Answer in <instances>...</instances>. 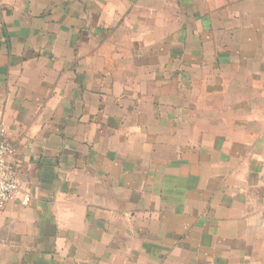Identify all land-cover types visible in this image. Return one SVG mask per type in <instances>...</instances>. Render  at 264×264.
I'll return each mask as SVG.
<instances>
[{"label":"crops","instance_id":"1","mask_svg":"<svg viewBox=\"0 0 264 264\" xmlns=\"http://www.w3.org/2000/svg\"><path fill=\"white\" fill-rule=\"evenodd\" d=\"M0 130V264H264V0H0Z\"/></svg>","mask_w":264,"mask_h":264},{"label":"built area","instance_id":"2","mask_svg":"<svg viewBox=\"0 0 264 264\" xmlns=\"http://www.w3.org/2000/svg\"><path fill=\"white\" fill-rule=\"evenodd\" d=\"M4 131L0 130V209L11 202H19L26 206L30 198L23 194L13 168L8 159L13 155V148L3 138Z\"/></svg>","mask_w":264,"mask_h":264}]
</instances>
